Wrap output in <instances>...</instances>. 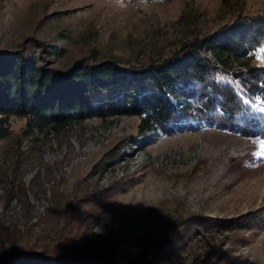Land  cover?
Instances as JSON below:
<instances>
[{
	"label": "rangeland",
	"instance_id": "rangeland-1",
	"mask_svg": "<svg viewBox=\"0 0 264 264\" xmlns=\"http://www.w3.org/2000/svg\"><path fill=\"white\" fill-rule=\"evenodd\" d=\"M257 14L264 0H0V49L28 41L62 70L80 58L143 65ZM262 51L252 64L262 62ZM138 123L136 116L92 118L31 133L12 118L0 141V246L12 238L20 246L64 242L81 256L123 251L120 264L136 263L145 249L161 254L155 264H264V226L203 227L264 215V136L203 126L144 137ZM135 154L144 163L118 178Z\"/></svg>",
	"mask_w": 264,
	"mask_h": 264
},
{
	"label": "trees",
	"instance_id": "trees-1",
	"mask_svg": "<svg viewBox=\"0 0 264 264\" xmlns=\"http://www.w3.org/2000/svg\"><path fill=\"white\" fill-rule=\"evenodd\" d=\"M32 47L27 41L19 50L0 49V141L11 133L12 118L24 119L31 133L64 131L92 118L136 116L137 132L149 137L203 126L264 136V114L258 111L264 109V14L237 17L143 65L80 58L62 70ZM41 50L47 51L43 45ZM256 50H263V59L252 64ZM203 225L219 232L251 229L264 226V215L251 212ZM7 241L8 246L1 240L0 264H120L125 256L113 250L81 256L64 242L38 247L35 241ZM141 252L134 264H155L161 256L157 249Z\"/></svg>",
	"mask_w": 264,
	"mask_h": 264
},
{
	"label": "bare ground",
	"instance_id": "bare-ground-1",
	"mask_svg": "<svg viewBox=\"0 0 264 264\" xmlns=\"http://www.w3.org/2000/svg\"><path fill=\"white\" fill-rule=\"evenodd\" d=\"M150 133L143 134L144 137L149 135ZM142 139V138H141ZM170 154V153H169ZM176 154V153H175ZM131 161L127 164L125 169H119L116 171V176L118 178H121L122 176H125L126 174H130L135 172L145 161V158L143 156H140V154H135ZM172 156V155H170ZM175 156V155H174ZM179 156V155H178ZM176 157V156H175ZM158 162L156 161V166ZM2 208V207H1Z\"/></svg>",
	"mask_w": 264,
	"mask_h": 264
},
{
	"label": "snow or ice",
	"instance_id": "snow-or-ice-1",
	"mask_svg": "<svg viewBox=\"0 0 264 264\" xmlns=\"http://www.w3.org/2000/svg\"><path fill=\"white\" fill-rule=\"evenodd\" d=\"M250 54V53H249Z\"/></svg>",
	"mask_w": 264,
	"mask_h": 264
}]
</instances>
